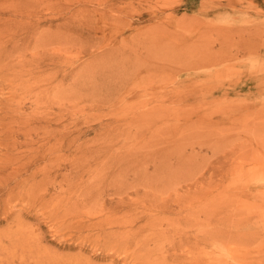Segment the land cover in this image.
I'll use <instances>...</instances> for the list:
<instances>
[{"label": "rangeland", "instance_id": "obj_1", "mask_svg": "<svg viewBox=\"0 0 264 264\" xmlns=\"http://www.w3.org/2000/svg\"><path fill=\"white\" fill-rule=\"evenodd\" d=\"M71 260L264 264V0H0V264Z\"/></svg>", "mask_w": 264, "mask_h": 264}, {"label": "bare ground", "instance_id": "obj_2", "mask_svg": "<svg viewBox=\"0 0 264 264\" xmlns=\"http://www.w3.org/2000/svg\"><path fill=\"white\" fill-rule=\"evenodd\" d=\"M15 247V246H14ZM64 264H79L77 261L76 262H74L73 260H71V261H69V262H67V263H64ZM82 264H88V263H84V262H82Z\"/></svg>", "mask_w": 264, "mask_h": 264}]
</instances>
